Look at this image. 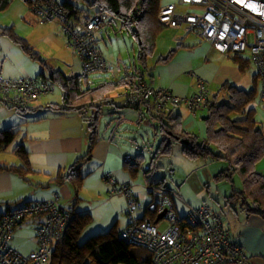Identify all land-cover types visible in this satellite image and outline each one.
I'll use <instances>...</instances> for the list:
<instances>
[{"label": "crops", "instance_id": "0c3cea01", "mask_svg": "<svg viewBox=\"0 0 264 264\" xmlns=\"http://www.w3.org/2000/svg\"><path fill=\"white\" fill-rule=\"evenodd\" d=\"M37 21L39 23H47L39 21L38 18ZM173 29L185 31V35L179 38L178 43L175 44L176 49L179 47H191L195 44L198 45V40L195 38L185 39L187 37L186 35L191 33L190 31L188 32L178 28ZM60 39L63 44V39ZM203 41L207 42V40ZM208 44L209 47L202 43L198 45L201 50L198 55H196L193 50L188 52L189 56L196 55L194 59H186L180 62L174 61L175 72L172 75L169 72L166 77L158 75V83H155L156 77L154 74H149V80H146L144 74V80L156 89L168 88L177 96H190L197 90L198 84L196 76H198L205 82L208 89V98L210 100L212 96H214L211 95L210 90H214L215 88H219L220 90L224 84H231L240 88L239 85L242 86L243 84L242 75H244V71L240 69V62L234 58V54H223L214 49L209 42ZM29 45L35 50L32 43ZM168 47L170 51L173 50L171 53L169 51L170 55L175 52L173 40H169ZM11 55V60L14 61L12 66L19 62L21 70L18 73L7 70L6 64H10L9 54L6 48L0 44V78L19 79L24 75H30L36 78L32 74L34 71L39 72L38 76L47 74L44 71L47 65L45 63L44 66L36 67V70L33 69L34 64L31 62L33 59L32 56L30 58L28 57L29 60L23 58L18 61L14 58V51H12ZM237 56L242 57L243 60H248L245 55ZM41 60L44 61L43 58H41ZM164 60H167V57ZM159 62L163 61L159 60ZM148 64L144 69L147 70ZM167 67V69H171L173 66L168 65ZM51 70H60L66 76L82 74L81 62L79 57L77 58L75 54H72L69 57V61H66L62 67L58 69H55V67H53V69L51 68L49 74ZM125 72L126 70L121 76H123ZM38 76V82L40 83L42 79ZM90 83L95 84V81L90 78ZM123 89L119 90V96ZM114 102L115 100L113 99V104L116 106L113 112L115 114L123 112V117L114 118L118 120V122L110 132H107L105 129L102 134H99L97 127L98 141L88 157H84L87 153L90 140V131L87 122L88 116L87 114L82 115L75 111H62L53 108L63 107L64 105L62 91L57 84L52 86L51 91L40 94L36 100L31 102L26 110L18 111L14 109V114L11 112L7 113L1 110L2 108L0 107V114L6 113L8 120H10L8 121V125L5 126L0 123V126H19L20 134L17 137L18 142L22 143L28 151L31 167L35 170L24 179L14 172L7 170L0 171V202L6 203L8 201L3 202V200L16 201L18 199L30 201L44 200L52 198L53 194L57 193L58 200L63 206L68 208L72 207L74 211L79 213L89 212L91 214V221L96 218L98 232H103L108 229L106 227L109 224H117L118 229L122 231L129 223V215L126 212V203L123 197L113 196L108 198V190L110 188L108 182L109 178H113L118 184H130L134 195L140 199L142 195L144 196L143 192H141V184L144 185L145 183V169L149 167L150 163H153L155 167L158 158L171 156L172 150L177 152V161H174L175 166H177L179 172H187L188 175L185 179V183L194 188V191L199 192L201 187L206 185L207 181L212 178L214 173H212L213 169L210 165L207 164L208 161L204 162L201 160L188 159L182 152V139L178 140L177 138L174 139L167 153L159 157H154L156 150L151 152L152 156L150 157V163L145 166L146 159L143 153H134L127 150L130 145L138 147L139 141L135 137L130 138L128 135L122 134V130H124L125 133L127 130L123 128L122 123L124 120H141L144 113H151L153 117L155 111L152 108L149 110L148 107L150 106L147 104H141L136 108L123 105L121 97L118 101L116 100V102ZM0 106L2 105L0 104ZM122 106L128 108L122 111ZM169 107L170 111L166 112L169 114L165 116L170 118L178 117L181 131L195 134L200 138L206 136V122L204 116H206L207 108L204 110H196L183 103L173 104L172 106L169 104ZM154 119L160 124V120L157 118ZM138 134L143 139L140 132H138ZM154 135V137L159 138L158 142H155V146H159V142L164 134L160 133L159 129ZM176 148H178V150H174ZM7 153L12 154L9 150ZM124 156H130L134 164H127L124 160ZM179 160L182 161L184 166L179 163ZM1 161L5 162L4 160ZM74 165H79L80 172L83 175L82 184L77 194H75L74 187L69 181L63 183H58L57 181L59 173L62 175L66 174L68 169ZM217 165L218 167L221 166V164ZM153 169L151 170L152 176ZM256 169L259 172H264V156L256 164ZM22 186H24L25 190L16 192V190ZM169 187L173 190L175 195L177 194V197L174 198V205L179 216L184 215L188 209L199 206V204L192 203L188 195L184 198L171 186ZM183 189L184 188H182L180 192H183ZM7 193L9 195L5 196ZM188 193L187 190V194ZM226 196L227 195L222 193L225 204L222 199H220L222 203H217L225 207L228 206L233 211L237 224L236 226H238L235 228L237 231L232 230L228 218L223 215L226 226L233 234V241L235 242V238L248 254L249 259L247 264H264V218L255 213L246 214V212L240 208L239 203H227ZM176 204L184 211L182 215L179 214ZM7 207H9V205L6 204L0 206V213H3ZM212 207L214 208L213 205ZM133 215L135 217H142L145 215V211L144 209H139L133 212ZM26 222L32 229H35L38 220L31 217L17 225L15 229L24 225ZM35 247L36 243L31 247L30 251L35 249Z\"/></svg>", "mask_w": 264, "mask_h": 264}, {"label": "built area", "instance_id": "2783aa9c", "mask_svg": "<svg viewBox=\"0 0 264 264\" xmlns=\"http://www.w3.org/2000/svg\"><path fill=\"white\" fill-rule=\"evenodd\" d=\"M25 1L39 21L60 26L67 45L81 61L83 73L106 69L95 32L113 24L108 15L97 13L72 21L55 0ZM142 13L139 7L134 16ZM157 18L166 27L195 32L223 54L245 55L255 67V76L261 80L260 98L264 102V0H179L178 4H161ZM196 78L197 90L190 96H177L168 88L156 89L145 80L128 85L120 96H125L126 105L131 107L149 102L153 108L169 112V104L183 103L204 110L209 104L208 89L201 78ZM51 90L52 79L48 77L40 83L29 76L0 78V102L15 107L26 108L40 94ZM124 160L132 162L130 156H124ZM108 182L109 198L123 197L129 215V223L120 237L145 247L152 254L153 264L248 263V254L232 240V232L223 217L210 207L190 208L179 216L174 193L168 195L150 187L152 196L143 204L130 184H118L113 178ZM139 209L145 211L141 218L133 215ZM150 214L155 217L154 221ZM160 214L162 217L157 219ZM27 217L38 220L34 229L37 245L22 254L11 245L10 239L15 224ZM70 217L71 209L59 202L57 193L50 199L21 202L3 212L0 215V264H50L53 245Z\"/></svg>", "mask_w": 264, "mask_h": 264}, {"label": "trees", "instance_id": "16d2710c", "mask_svg": "<svg viewBox=\"0 0 264 264\" xmlns=\"http://www.w3.org/2000/svg\"><path fill=\"white\" fill-rule=\"evenodd\" d=\"M11 1L13 0H0V11L5 10ZM23 1L28 5L27 1ZM55 1L63 7L67 17L72 21H77L80 19L81 13H84V8L78 6L79 2H83L87 7L94 9L91 15L104 13L108 17H118L122 20L124 26L131 25L132 27L134 25V28H131L130 31L138 42L137 66H134L132 71L126 70L123 76L114 80H102L91 84L86 73L66 76L60 70H51L48 76L43 74L38 76L41 79L51 78L52 86L57 84L62 91L64 105L63 107H53L54 109L75 111L82 115L91 110V116L87 118L90 131L89 147L84 156L88 157L98 141L97 127L103 104L113 103L111 100H113L114 93L132 83L144 80L143 69L146 68L149 58L155 50L158 35L164 29V26L157 19L160 0H143L142 3L141 0ZM139 7L142 8L143 13L135 17L134 13ZM0 35L10 37L33 58H40L39 53L27 43L25 38L16 34L14 26L0 25ZM234 56L240 62V69L244 71L249 61L243 60L242 57H238L236 54ZM41 62L44 64L43 60ZM35 79L38 80L39 78L36 77ZM253 99L254 88L245 91L235 85L224 84L219 92L211 100L209 99L207 113L204 116L206 136L203 138L181 131L178 117L165 116L169 113L153 108L149 102L143 104L150 106L148 107L149 110L152 108L155 111L153 117L160 120V133L164 134L159 146L156 147L154 157L167 153L176 136L179 137L178 140L186 139L188 142L182 143V152L188 159L204 162L207 160H222L225 162V167L215 173L213 179L215 182L225 181L231 184V193L226 196L227 203H239L240 208L246 214L255 213L264 218V172H259L256 169V164L264 156V126L255 118V110L251 106ZM8 106L18 111L26 110L29 107ZM234 114L236 116H233ZM19 134V127L0 126V151L7 152L9 150L20 161L17 164L0 161V171H11L24 179L35 170L31 167L28 151L24 145L19 142L12 146ZM127 164H134V162ZM153 168L154 164L150 163L144 171L146 191L150 193V187H153L164 194L170 195L173 193L165 179H156L152 176L151 170ZM236 174L242 183L239 190L234 186V176ZM82 180L83 175L80 172L79 165L71 166L66 174L59 173L57 177L58 183L69 181L74 187L75 194L80 189ZM21 202H30V200L18 199L12 203L6 202L4 204L9 205V207L4 212L13 209ZM70 209L71 217L66 223L61 237L53 245L50 264H153L151 252L143 246L122 239L120 237L121 230L115 229V224L105 232L97 233L88 237L82 243H78L81 231L91 221V214L89 212H76L72 207ZM149 216L153 221L155 220L152 214ZM29 218H24L16 223L13 231L17 225Z\"/></svg>", "mask_w": 264, "mask_h": 264}, {"label": "rangeland", "instance_id": "374dc122", "mask_svg": "<svg viewBox=\"0 0 264 264\" xmlns=\"http://www.w3.org/2000/svg\"><path fill=\"white\" fill-rule=\"evenodd\" d=\"M60 1V0H59ZM179 0H160V5L168 4V3H175L178 4ZM78 6L81 8H84V13H81L83 16H89L94 12L93 8L87 7V5L83 2H79ZM111 20H113L112 25L103 26L100 30L95 32L96 39H97V45L100 50V52L103 54L105 60L107 69L98 71L95 73H90L89 77L95 81V83H98L102 80H114L118 77H120L125 70L132 71L134 66H137L136 58L138 54V42L136 41V38L131 33L130 29L134 28V25L128 26L123 25V22L121 19L115 16H109ZM0 25L1 26H14L16 34L20 35L21 37L25 38L29 44L32 43L35 50L39 53V56L44 59V63L47 64L46 68L44 69L46 75H49V70L53 67L55 69H58L59 67H62L66 61H69V57L75 53L70 49V47L67 45V40L63 32L61 31V28L56 23H39L37 21V17L29 10V6L23 1V0H13L9 4V6L3 10L0 11ZM185 35V31L176 30L171 27H164L163 31L157 38V44L156 48L149 60V64L147 67V70L144 69V74L146 77V80L150 79V75H153L156 77L155 83H158L159 79L158 75H163V77H166L168 73L172 75L175 72V62H180L186 59H194L196 55H198L201 50L199 48V44H205L209 47L208 42L209 41H203L200 37V35L196 34L195 32H191L187 34L185 39L187 38H195L198 40V45H192L191 47H179L176 49V45L178 43L179 38L183 37ZM202 39H200L198 36ZM63 39V44L62 40ZM173 40V47L175 49V52H173L171 55L169 54L170 48L168 47L169 40ZM65 42V45H64ZM175 42V43H174ZM210 43V42H209ZM0 44L6 48L9 54V60L10 64L7 63V70L10 72H19L21 68L19 67V62H17L14 66V61L11 60L12 57V51H14V58H16L18 61L22 60L23 58H30L31 55H28L25 51L22 50V48L14 42L10 37L6 35H0ZM68 49H66L65 48ZM193 50V52L196 55H190L189 51ZM18 55V58H17ZM75 56L78 58V56L75 54ZM167 57V60H164ZM173 57V58H172ZM41 58H33L31 62H33V69L36 70V67L44 66V64L41 62ZM20 59V60H19ZM59 59V60H58ZM172 59V60H171ZM80 60V59H79ZM163 61V62H159ZM171 60V61H170ZM81 62V61H80ZM5 65V66H6ZM168 65H171V69H167ZM63 69V68H62ZM64 70V69H63ZM39 72H33V76L37 77ZM83 73V71H82ZM243 76V84L242 86L239 85L240 88H242L245 91H249L250 89L254 88V99L251 102V106L255 110L256 119L260 121V124L264 126V102L261 101V90H262V83L260 78L255 79V67L252 63L249 62V64L246 66ZM29 76L30 75H24ZM22 76L21 78H23ZM162 77V78H163ZM161 78V79H162ZM7 79V78H6ZM211 95L217 94L219 92V88H215L214 90H210ZM121 97L123 105H126V98L125 96H119V93H114L113 99L118 101ZM213 97V96H212ZM221 97V95H220ZM219 97V99H220ZM222 100V99H221ZM114 102V103H115ZM2 106H0L5 112H11L15 114L14 108H9L8 105L5 103L0 102ZM173 104H170L172 106ZM116 106L114 104H103L102 110H101V116L98 121V132L99 134H102L105 129L107 132H110L112 128L116 125L118 120H115L114 118H120L123 117L121 113L115 114L113 111ZM128 107L122 106L121 110H126ZM91 110H88L87 116L90 117ZM233 116H236L234 114ZM232 117V116H231ZM0 123L3 125H8V116L6 113L0 114ZM1 126V127H5ZM122 126L126 130V133L124 130H122L123 135H128L130 138L135 137L139 141V146H129L127 150L134 153H143L145 155V166H147L150 163V157L152 156L153 151L156 150L155 142L159 140V138L154 137L156 131H159V124L155 121V119L151 116V113H144L141 120H131L127 121L124 120L122 123ZM19 126H15L17 128ZM138 132H140V135L143 137V139L139 136ZM121 133V132H120ZM132 142V141H130ZM18 142V139L14 141L12 146L16 145ZM178 150V148L174 149ZM8 152V151H7ZM7 152H1L0 151V161L4 160L7 163H19V158L15 155L9 154ZM177 152L172 150V155L169 157H161L157 159L156 166L153 169V177L156 179H162L164 178L165 181L169 186H171L178 194H180L182 197H186V195L189 196L191 199V202L194 204H199V206L206 205L210 207L211 209H215V211L223 217L228 218L229 225L231 226L232 230H236V220L234 218L233 211L230 207L222 206L221 204H218L217 202H221L220 199H222L223 203L224 199L222 197V193L225 195H229L231 193V184L229 182H215L213 180V176L215 173L220 171L225 167V162L222 160H207V164L210 165V167L213 169L212 178L209 179L206 183V185H203L199 192L194 191V188L190 187V185H187L185 183V179L187 177L186 171H178L177 166H175L174 161H177ZM17 158V159H16ZM172 158V160H171ZM179 163L182 164V161L179 160ZM217 164H221L220 167H218ZM187 170V167H186ZM241 180L239 176L236 174L234 176V186L237 190L241 188ZM183 189V192H180L181 189ZM25 188L22 186L21 188L17 189L18 191H24ZM188 190V194H187ZM141 192H143L144 196L142 195L140 197V201L142 203L148 202V200L151 198V194H149L146 191L145 185L141 184ZM7 193L5 196H8ZM23 200V199H22ZM8 201L9 203H12L14 200H3ZM176 202V200H175ZM222 203V202H221ZM235 204V203H234ZM4 205V203H1L0 206ZM214 206V208L212 207ZM178 207L179 214H183V210L180 209L179 205L176 204ZM199 206H195L194 208H197ZM182 211H180V210ZM138 213V212H136ZM96 219V218H95ZM93 219L92 221L88 222L86 226L83 228L79 235L78 243H82L85 241L88 237L96 235L98 232V226H96V220ZM224 219V218H223ZM110 225V224H109ZM108 225V226H109ZM113 225V224H112ZM107 226L106 228H110ZM115 229H118L117 224H115ZM226 225V224H225ZM105 228V229H106ZM107 230V229H106ZM104 230V232L106 231ZM237 231V230H236ZM232 240H233V234H232ZM235 242L240 246V243L236 241ZM36 243L35 240V233L34 229H32L31 226L27 224V222L24 225H21L20 227H17L12 234L11 244L22 254H27L31 247L34 246Z\"/></svg>", "mask_w": 264, "mask_h": 264}, {"label": "water", "instance_id": "95a60500", "mask_svg": "<svg viewBox=\"0 0 264 264\" xmlns=\"http://www.w3.org/2000/svg\"><path fill=\"white\" fill-rule=\"evenodd\" d=\"M176 138H179L178 136H176ZM183 143H187L188 141L186 139H182ZM163 214L158 215L157 219L161 218Z\"/></svg>", "mask_w": 264, "mask_h": 264}, {"label": "clouds", "instance_id": "9594fccd", "mask_svg": "<svg viewBox=\"0 0 264 264\" xmlns=\"http://www.w3.org/2000/svg\"><path fill=\"white\" fill-rule=\"evenodd\" d=\"M157 19H158V18H157ZM163 26H164V25H163ZM164 27H166V26H164ZM171 28H172V27H171ZM95 35H96V34H95ZM106 69H107V65H106ZM106 69H105V70H106ZM88 75H89V74H88ZM45 76H48V75H45ZM37 81H38V80H37ZM14 248H15V247H14ZM16 250H17V249H16Z\"/></svg>", "mask_w": 264, "mask_h": 264}]
</instances>
